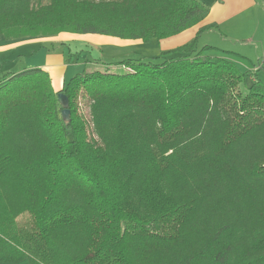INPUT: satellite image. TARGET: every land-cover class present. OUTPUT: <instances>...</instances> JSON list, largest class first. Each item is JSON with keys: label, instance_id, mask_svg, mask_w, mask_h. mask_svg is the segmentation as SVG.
I'll list each match as a JSON object with an SVG mask.
<instances>
[{"label": "trees", "instance_id": "16d2710c", "mask_svg": "<svg viewBox=\"0 0 264 264\" xmlns=\"http://www.w3.org/2000/svg\"><path fill=\"white\" fill-rule=\"evenodd\" d=\"M208 14L203 0H0V38L147 42ZM198 34L58 91L38 67L0 75V263L264 264V73Z\"/></svg>", "mask_w": 264, "mask_h": 264}, {"label": "crops", "instance_id": "0c3cea01", "mask_svg": "<svg viewBox=\"0 0 264 264\" xmlns=\"http://www.w3.org/2000/svg\"><path fill=\"white\" fill-rule=\"evenodd\" d=\"M203 1L209 6L207 17L193 27L161 39V50L148 56L137 51L138 47L140 48L144 43L141 40L120 39L102 34L60 32L42 37L11 39L1 37L0 75L9 71L17 72L38 67L47 71L53 89L58 91L72 75L99 67L98 60L104 62L107 59L105 54L110 56L121 54L117 56L119 59L154 57L162 51L190 42L198 33L197 45L199 47L201 44L199 45L198 41L200 42L202 35H206L205 45H211L222 53L217 55L234 60L245 70H255L260 66L259 75L264 73L262 60L264 56V0ZM210 25L214 27L206 29ZM200 27L204 29L200 30ZM227 39L232 42L230 45L226 43ZM238 41L242 43L239 44ZM247 41L251 42L247 43ZM215 45L226 47V50H220ZM89 49L100 50V53L102 51L101 55L95 58L97 60L95 63L87 58ZM74 52L76 55H72ZM74 56L75 62H72ZM0 264H29V262L24 259L14 263L2 262Z\"/></svg>", "mask_w": 264, "mask_h": 264}, {"label": "rangeland", "instance_id": "374dc122", "mask_svg": "<svg viewBox=\"0 0 264 264\" xmlns=\"http://www.w3.org/2000/svg\"><path fill=\"white\" fill-rule=\"evenodd\" d=\"M205 33H208V32H205ZM203 33V34H205ZM35 37H42V36H35ZM199 39V38H198ZM196 39V40H198ZM206 39V35H202L201 39H200V42L198 41L199 45L201 44V46L205 45L204 43V40ZM210 41V39H207ZM251 41H247V43H250ZM161 41L160 40H156V39H151L147 42H144L142 43V46H140V48L138 47V49L136 47H134L135 49H137V51L145 56H148V55H153V54H156L158 53L160 50H161ZM226 43L227 44H231L232 42L227 39L226 40ZM235 43V42H233ZM239 44H241L242 42L238 41ZM214 44H218V43H214ZM236 44V43H235ZM217 46V45H215ZM217 48H219L220 50H226V47H220V46H217ZM217 51V50H216ZM210 52L211 54L213 55H217V54H220L221 52L220 51H217V52ZM223 53H225V51H222ZM102 53V51H101ZM100 53V50H92V49H89V53H88V56L87 58H89V60L93 63H95L97 60L95 59L97 56H100L101 55ZM161 53V52H160ZM159 53V54H160ZM222 54V53H221ZM72 55H76V52H74ZM121 55V54H120ZM120 55H116V56H110V55H106L107 56V59H105L104 62H111L113 63V69H118L119 71L121 70V66L116 64V62L122 60V59H119L117 56H120ZM100 64L103 63L102 60H98ZM251 62H253L252 60H250ZM249 61V62H250ZM72 62H75V56L72 57ZM73 76V75H72ZM78 102H80L79 104V111L84 113L85 115L87 114V107L85 106V99L82 98V97H79ZM24 217L20 218L18 221H22Z\"/></svg>", "mask_w": 264, "mask_h": 264}, {"label": "water", "instance_id": "95a60500", "mask_svg": "<svg viewBox=\"0 0 264 264\" xmlns=\"http://www.w3.org/2000/svg\"><path fill=\"white\" fill-rule=\"evenodd\" d=\"M57 100L61 106V111H60L61 117L64 120H68L69 119V109H68V99L66 95H64L63 93H58Z\"/></svg>", "mask_w": 264, "mask_h": 264}, {"label": "built area", "instance_id": "2783aa9c", "mask_svg": "<svg viewBox=\"0 0 264 264\" xmlns=\"http://www.w3.org/2000/svg\"><path fill=\"white\" fill-rule=\"evenodd\" d=\"M262 60H263V63H264V56H263V59Z\"/></svg>", "mask_w": 264, "mask_h": 264}]
</instances>
